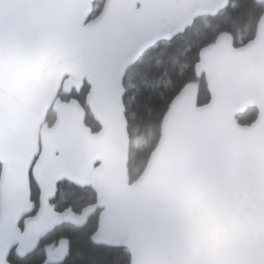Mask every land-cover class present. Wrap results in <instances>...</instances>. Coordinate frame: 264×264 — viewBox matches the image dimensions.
<instances>
[{
	"label": "water",
	"instance_id": "obj_1",
	"mask_svg": "<svg viewBox=\"0 0 264 264\" xmlns=\"http://www.w3.org/2000/svg\"><path fill=\"white\" fill-rule=\"evenodd\" d=\"M94 1L0 0V264L76 222L72 209L51 204L63 179L91 183L90 208L101 210L93 242L129 249L130 264H264V15L251 41L222 34L201 50L196 72L210 100L199 104L194 86L178 94L153 157L131 182L127 70L229 0H104L92 17ZM67 78L76 89L90 85L99 132L76 99L61 98ZM250 105L258 116L242 124ZM68 252L59 240L47 260Z\"/></svg>",
	"mask_w": 264,
	"mask_h": 264
},
{
	"label": "trees",
	"instance_id": "obj_2",
	"mask_svg": "<svg viewBox=\"0 0 264 264\" xmlns=\"http://www.w3.org/2000/svg\"><path fill=\"white\" fill-rule=\"evenodd\" d=\"M104 0H95L92 17L98 15ZM264 15V1L229 0L218 12L199 16L194 25L174 37L163 40L148 49L132 65L124 78L126 93L123 98L130 137L128 171L131 182L136 181L153 157L171 107L178 94L187 86L198 92L199 104L210 100V88L205 74L198 75L196 65L200 52L213 45L222 34L232 35L237 45L251 41L258 32ZM90 85L85 81L80 89L70 87L66 81L60 92L63 101L76 99L83 107V116L92 132L101 130V123L93 116L87 95ZM257 105H250L238 120L252 123L258 116ZM56 113L50 110L47 123L52 126ZM1 172V166H0ZM32 199L39 206V190L32 181ZM97 200L91 183H78L63 179L58 183V193L51 202L57 210L72 209L78 216L74 223H65L47 235L39 248L31 253L17 255L13 250L10 260L14 264H130L131 254L125 247H111L93 242L99 227L101 210L90 207ZM67 239L69 252L59 263H49L48 247L58 240Z\"/></svg>",
	"mask_w": 264,
	"mask_h": 264
},
{
	"label": "rangeland",
	"instance_id": "obj_3",
	"mask_svg": "<svg viewBox=\"0 0 264 264\" xmlns=\"http://www.w3.org/2000/svg\"><path fill=\"white\" fill-rule=\"evenodd\" d=\"M93 9H95V7H93ZM65 81H66V83H68L70 85V79L67 78ZM55 247H56V245L49 246L48 251L51 252Z\"/></svg>",
	"mask_w": 264,
	"mask_h": 264
},
{
	"label": "flooded vegetation",
	"instance_id": "obj_4",
	"mask_svg": "<svg viewBox=\"0 0 264 264\" xmlns=\"http://www.w3.org/2000/svg\"><path fill=\"white\" fill-rule=\"evenodd\" d=\"M70 87H72V86L70 85ZM97 165H98V163L95 164L94 168H95ZM58 241H59V240H58ZM58 241H57V242H58ZM56 245H57V243H56Z\"/></svg>",
	"mask_w": 264,
	"mask_h": 264
}]
</instances>
